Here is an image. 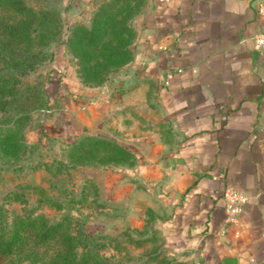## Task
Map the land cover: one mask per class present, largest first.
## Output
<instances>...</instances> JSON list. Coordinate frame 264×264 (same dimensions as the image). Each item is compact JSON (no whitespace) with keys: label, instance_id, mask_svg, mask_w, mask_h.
Returning <instances> with one entry per match:
<instances>
[{"label":"crops","instance_id":"0c3cea01","mask_svg":"<svg viewBox=\"0 0 264 264\" xmlns=\"http://www.w3.org/2000/svg\"><path fill=\"white\" fill-rule=\"evenodd\" d=\"M133 27L129 63L100 88L75 87L57 115L68 111L74 127L138 151L164 193L162 246L175 261L264 264L256 0H145ZM159 128L171 133L165 143ZM226 187L248 196L236 226L224 223Z\"/></svg>","mask_w":264,"mask_h":264},{"label":"rangeland","instance_id":"374dc122","mask_svg":"<svg viewBox=\"0 0 264 264\" xmlns=\"http://www.w3.org/2000/svg\"><path fill=\"white\" fill-rule=\"evenodd\" d=\"M105 1L26 0V3L36 11L38 25L45 22L46 12L54 9L60 14L61 24L71 28L88 26L93 12ZM127 1L130 12H135L136 0ZM144 6L145 0L128 20L133 31V21ZM6 17L7 13L0 11V22ZM134 37L135 31L132 41ZM34 40L36 49L44 50L45 59L27 72L21 82L23 91L45 92L46 107L32 110L24 121L22 151L15 157H0V212H5L8 219L12 214L26 212L41 213L50 221L65 216L73 233L102 245V254L121 264H187L175 261L162 246L167 215L164 193L141 170L138 151L125 147L133 157L118 164L102 163L100 154L74 162L69 154L70 145L93 134L74 127L68 111L57 115L75 87L81 90L102 87L110 77L117 76L132 56L112 70L101 84L87 86L81 83L78 64L68 48L50 41L39 30ZM12 115L0 113V125ZM159 133L162 143L171 134L164 129L162 133L160 128ZM164 153L162 150L159 154L161 162ZM22 259L18 255L1 257L0 264H29Z\"/></svg>","mask_w":264,"mask_h":264},{"label":"trees","instance_id":"16d2710c","mask_svg":"<svg viewBox=\"0 0 264 264\" xmlns=\"http://www.w3.org/2000/svg\"><path fill=\"white\" fill-rule=\"evenodd\" d=\"M144 0H136L139 11ZM0 11L7 17L0 22V113L13 114L0 125V157H15L22 151L21 127L34 109H44L45 92L23 91L22 77L45 59L36 49L38 30L50 41L68 48L78 64L83 85L98 86L117 67L130 60L129 44L134 31L128 25L131 13L127 0H107L93 12L88 26L64 27L54 9L46 12L38 25L36 11L26 0H0ZM27 88H25L26 90ZM76 161L100 154L102 163L118 164L133 155L121 144L94 135H86L70 145ZM4 213V214H3ZM0 212V259L21 256L29 264H121L102 254V245L73 233L65 216L50 221L41 213Z\"/></svg>","mask_w":264,"mask_h":264},{"label":"built area","instance_id":"2783aa9c","mask_svg":"<svg viewBox=\"0 0 264 264\" xmlns=\"http://www.w3.org/2000/svg\"><path fill=\"white\" fill-rule=\"evenodd\" d=\"M157 2H166L168 0H155ZM256 13L262 19V31L252 36L253 50L260 52L264 47V2L256 0ZM223 210L225 213L224 223L227 226H236L243 205L247 202L248 196L245 192L226 187L221 193ZM237 234V232L235 233Z\"/></svg>","mask_w":264,"mask_h":264}]
</instances>
